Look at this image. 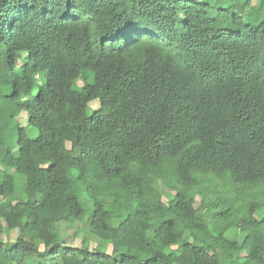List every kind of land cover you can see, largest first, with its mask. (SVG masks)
<instances>
[{"label": "trees", "instance_id": "16d2710c", "mask_svg": "<svg viewBox=\"0 0 264 264\" xmlns=\"http://www.w3.org/2000/svg\"><path fill=\"white\" fill-rule=\"evenodd\" d=\"M0 264H264V0H0Z\"/></svg>", "mask_w": 264, "mask_h": 264}, {"label": "rangeland", "instance_id": "374dc122", "mask_svg": "<svg viewBox=\"0 0 264 264\" xmlns=\"http://www.w3.org/2000/svg\"><path fill=\"white\" fill-rule=\"evenodd\" d=\"M80 85H82V83H80ZM91 106L93 108H98L99 103L94 102L91 104ZM91 106H89V107H91ZM22 117H23L22 118L23 127H25V129L28 131V133L31 134V132H30L31 129L28 128L27 123H26V114L24 113ZM163 193H164V198L166 199V197L169 194L166 188H163ZM78 196H79L80 201L83 203V205L87 206L88 205L87 197L82 192H80ZM59 230H60L61 235L63 236V238L67 241V243L69 245L75 246V247H80L82 245L83 240L85 238V231H84L83 224L75 223L72 225H67V224L63 223L59 226ZM17 237H18L17 231L11 232V234L9 236V238L12 240H15ZM241 237L242 236L240 235V239H241ZM96 246H97V243L92 240L90 242V247L95 248Z\"/></svg>", "mask_w": 264, "mask_h": 264}]
</instances>
